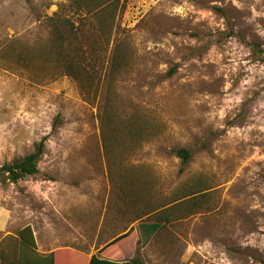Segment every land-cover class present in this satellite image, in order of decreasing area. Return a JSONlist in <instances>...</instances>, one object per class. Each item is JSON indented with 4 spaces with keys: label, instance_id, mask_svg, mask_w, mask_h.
<instances>
[{
    "label": "rangeland",
    "instance_id": "1",
    "mask_svg": "<svg viewBox=\"0 0 264 264\" xmlns=\"http://www.w3.org/2000/svg\"><path fill=\"white\" fill-rule=\"evenodd\" d=\"M70 3L0 0V167L44 143L38 173L0 174L9 228L78 199L85 233L138 226L142 264H263L264 0H119L92 87L51 50Z\"/></svg>",
    "mask_w": 264,
    "mask_h": 264
},
{
    "label": "trees",
    "instance_id": "2",
    "mask_svg": "<svg viewBox=\"0 0 264 264\" xmlns=\"http://www.w3.org/2000/svg\"><path fill=\"white\" fill-rule=\"evenodd\" d=\"M118 1L115 0L114 4L106 6L108 3L94 2L91 4L88 0H71L70 7L73 12L71 15H65L64 17L55 15L51 17L53 21L50 39L52 42L51 50L62 65L64 74L72 76L80 83H84V79L87 78L91 83L90 87L97 82L95 81L96 76L99 75L97 65L102 66L101 69L103 70L105 60L98 52L100 48L94 42L88 41V39L92 37L93 32L102 31L107 35V40H110ZM84 39H86V42L92 48L88 54H86L87 51L83 47L84 42L82 41ZM102 48L103 46L101 45ZM84 62L88 66L83 67ZM175 151L183 158V161H187L190 157V150L186 147L176 148ZM43 152L44 143L41 141L37 144L34 151L23 158L3 164L0 167L2 180L17 182L26 176L38 173V163ZM151 225L155 229L160 226L159 222H154ZM131 229L117 236L101 249V253L105 257L94 254L89 258L86 254L74 251L72 254L78 256L79 264H142L138 257L124 261L109 258L117 256L121 252V249H123L122 244L128 241L132 235ZM19 238L22 245L32 248L36 247V239L30 224L19 230ZM3 259H5L4 256ZM49 260L51 264L54 263V253L50 255Z\"/></svg>",
    "mask_w": 264,
    "mask_h": 264
},
{
    "label": "crops",
    "instance_id": "3",
    "mask_svg": "<svg viewBox=\"0 0 264 264\" xmlns=\"http://www.w3.org/2000/svg\"><path fill=\"white\" fill-rule=\"evenodd\" d=\"M60 200L62 199L54 200L50 204L47 213L44 212L41 218L33 216L31 221L26 222L17 231L9 228L10 223H18L16 218L10 217L6 211H0V242L7 238L13 239L10 252L8 250L4 254L5 259H3L0 250V264H51L49 258L52 253H54L53 264H79L78 256L73 255V251L86 254L89 258L94 254L105 257L101 253V249L117 236L133 227L136 228V234H139L138 226L132 224L127 230L106 239L109 228L103 230V220L98 222L89 233H85L83 222L76 214L77 211L72 210L75 214L70 212V209L82 205L83 200ZM28 224L33 228L36 239L35 248L22 245L19 238V230ZM102 233L105 236L103 238L106 240H100ZM125 249H121L117 256L109 258L118 261L133 258L132 256H126L127 251Z\"/></svg>",
    "mask_w": 264,
    "mask_h": 264
}]
</instances>
